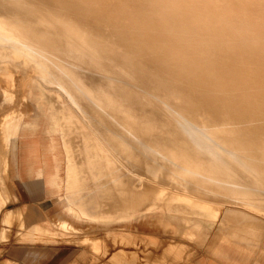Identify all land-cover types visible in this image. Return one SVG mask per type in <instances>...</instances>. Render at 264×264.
Segmentation results:
<instances>
[{"label":"bare ground","instance_id":"bare-ground-1","mask_svg":"<svg viewBox=\"0 0 264 264\" xmlns=\"http://www.w3.org/2000/svg\"><path fill=\"white\" fill-rule=\"evenodd\" d=\"M0 78L1 99L11 103L6 110L0 102V133L25 116L9 110L24 88L39 109L31 131L53 98L49 131L61 127L77 164L68 190L79 196L108 181L91 220L159 211L182 237L198 232L205 242L217 223L221 251L239 241L264 251V0H0ZM140 92L152 109L132 102ZM94 109L122 130L115 138L94 129ZM143 137L157 141L148 155L163 159L156 174L143 172L144 154L122 146ZM129 151L136 161L125 160ZM8 153L4 135L0 181ZM82 198L74 216L82 217Z\"/></svg>","mask_w":264,"mask_h":264},{"label":"rangeland","instance_id":"rangeland-1","mask_svg":"<svg viewBox=\"0 0 264 264\" xmlns=\"http://www.w3.org/2000/svg\"><path fill=\"white\" fill-rule=\"evenodd\" d=\"M100 78H105L107 81L109 79L105 76ZM94 79L96 78L94 77ZM2 82L5 84L4 81ZM26 90L24 88L21 91L19 94V96H22L20 97L21 99H16L17 103L14 104L13 102L14 106L12 105L11 109H9L11 111L17 107V111H22L24 108L23 111L26 112H22L25 113V116L17 115L12 121H9L3 133H0V139L5 135L9 151V167L6 178L0 181V256H10L11 251L16 246L39 247L42 245L49 247L60 246L63 248L65 250L64 264H71L73 262L72 254H75V252L76 258L79 253L81 256V258L75 259L78 262L77 264H120L116 263L115 260L117 259V262H119L120 257H122L121 261H123L121 264H159L160 259L164 260L163 264H196L199 260L203 261L204 264H231V262L222 261L218 257L210 255L223 252L220 250L219 239L213 235L217 229V223L213 224L209 238L204 242L203 235H199L197 231L198 236L196 234L194 237H198L199 239L182 237L177 228L169 225L167 217L163 214L161 216L162 222H160L158 217L160 215L159 211H143L138 218L122 223H112L107 226H103L105 224L98 221L91 220L90 217L98 215L100 210L99 190L103 186H107L108 181L97 180L95 185H91L90 189L85 190L79 196L68 190L65 179L69 170L74 169L77 164L73 162L69 155L66 139L61 127L59 126L56 131H49L50 125H52L50 113L57 112L58 105L53 102V98H46L45 107L48 109V113L47 115L41 113L39 118L40 127L35 131H31L27 128L29 127V123L33 121L30 116L33 114L38 117L37 112L39 109L33 98L25 96L27 94ZM36 91L39 92L38 89ZM145 93L140 92L139 95H134L136 97H131L132 102L139 105L144 111L152 109L149 106V98ZM22 99L24 102H22ZM0 102H3V99ZM63 102L66 107H71L65 98ZM2 104L4 107L1 108H7L6 110H8V107L10 108L9 104L11 105L8 102H3ZM157 105L153 108L155 112L165 115V112L162 110L163 108L160 106L163 104ZM28 110H30V114L27 113ZM94 110L91 111L94 129L109 138H115L119 134V131L122 130L114 125L108 116H105V114L97 109ZM178 126L180 129L183 128L180 123ZM74 127L75 125L66 127L65 129L70 132L73 131ZM68 138H70L73 146H77V137L69 134ZM187 138L191 137L188 135ZM161 142L166 146L170 144L167 140H161ZM150 143H157V141L154 138L147 139L143 137L137 138L134 142L124 141L122 143L124 147L133 148V151H136L139 156L144 154L140 157L144 161L147 158L145 163L148 164L144 166V169H146L143 170L145 174L147 172V175L156 174L163 162V159L158 158L156 155L154 157L155 160H148V155L153 152L150 150ZM79 151L83 152V149L80 148ZM127 153L126 161L132 162L133 158V162L136 161V155L133 152L129 151ZM18 156L20 157L19 163H17ZM94 161V159L91 160L92 168ZM25 163L31 166L30 169H33V165H41L44 168L46 184L43 178L31 177L26 174ZM84 166H87L86 162H84ZM19 170H21V176L16 175V171L18 173ZM106 180H109L108 177ZM49 188L52 190H48ZM17 190L20 193L19 199H17ZM82 197H84L83 202L85 204V209L80 212L82 217L74 216L72 214L75 209L74 204L83 199ZM108 199L113 200V197L110 196ZM19 208H23L24 210L25 208L26 210L30 209L37 217L34 221L44 225L32 227V222L34 221L26 224L24 214L21 210L18 211ZM11 209L18 212H11ZM93 211L95 213L92 214ZM86 215H89V217ZM3 222L9 223V225ZM5 228H7L8 234L7 237L3 238L1 233ZM119 233L124 234L127 240L120 243V240L115 239L114 243H112V238H116V235ZM211 239L212 242H210ZM96 241L101 242L99 250H96L94 247ZM208 242L212 244L217 243L213 247ZM226 247H222V249ZM217 249H219V252ZM174 254H176L177 258L174 257ZM254 256L256 259L264 258V252H258L256 255L254 253ZM253 264L262 263L255 261Z\"/></svg>","mask_w":264,"mask_h":264},{"label":"crops","instance_id":"crops-1","mask_svg":"<svg viewBox=\"0 0 264 264\" xmlns=\"http://www.w3.org/2000/svg\"><path fill=\"white\" fill-rule=\"evenodd\" d=\"M20 162V157H17V163ZM26 164V174H28L31 177H38V178H43L46 184V180H45V174H44V168L41 165H33V169H30V165ZM16 175L17 176H21V170L16 171ZM48 190H52V189H48ZM20 197V193L17 190V199H19ZM21 210L24 214V218H25V223H31L32 221L35 220V218H37L30 209L25 208V210L23 208H19L18 211ZM93 210V209H92ZM11 212H18L17 210H10ZM89 212H90V208H89ZM95 213V211L92 212V214ZM5 216V215H4ZM28 218V219H27ZM14 221V220H13ZM29 221V222H28ZM4 223V222H3ZM6 224V223H4ZM6 225H9V223H7ZM44 224H40L37 221L32 222V227H39V226H43ZM103 226H107V225H103ZM70 227V226H69ZM72 228V227H71ZM7 228H5L4 231H2L1 236L3 238L7 237ZM118 239V241L120 240V243H123L127 240L126 237H122V233H119L116 235V238ZM114 238H112V243H114L115 241ZM118 243V242H116ZM94 247L96 250H99V248L101 247V242L100 241H96L94 243ZM264 252V251H263ZM65 250L63 248H61L60 246H34V247H15L13 249V251H11V255L10 256H0V264H7V263H11V264H64V256ZM210 255H214L216 257H218L219 259H221L222 261H226V262H231V264H253V262L255 261H259L260 263L264 264V258H254V253H250L249 248L242 242H234L233 245L226 247L223 250V253H215V254H210ZM174 257L177 258L176 254H174ZM81 258L80 253L77 254V258H76V252L75 254H72V260L73 262L71 264H77V260L75 261V259H79ZM115 258V257H114ZM84 259V258H82ZM116 263H123L122 257H120L119 262ZM163 259L159 260V264H163ZM198 264H204L203 261L199 260L197 262ZM196 263V264H197ZM188 264H194V263H188Z\"/></svg>","mask_w":264,"mask_h":264}]
</instances>
